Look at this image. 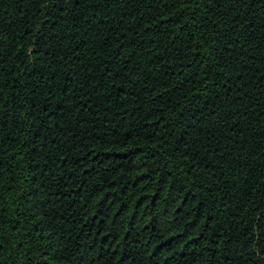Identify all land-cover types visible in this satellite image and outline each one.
I'll list each match as a JSON object with an SVG mask.
<instances>
[{
  "label": "trees",
  "instance_id": "obj_1",
  "mask_svg": "<svg viewBox=\"0 0 264 264\" xmlns=\"http://www.w3.org/2000/svg\"><path fill=\"white\" fill-rule=\"evenodd\" d=\"M0 264H264V0H0Z\"/></svg>",
  "mask_w": 264,
  "mask_h": 264
}]
</instances>
